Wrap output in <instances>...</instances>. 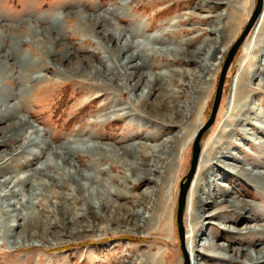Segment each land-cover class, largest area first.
<instances>
[{
    "label": "rangeland",
    "instance_id": "rangeland-1",
    "mask_svg": "<svg viewBox=\"0 0 264 264\" xmlns=\"http://www.w3.org/2000/svg\"><path fill=\"white\" fill-rule=\"evenodd\" d=\"M255 3L256 0H236L237 10L243 12L230 28L221 31L218 38L223 40L221 44L226 49L219 54L215 71L207 75L206 93L203 92L199 99L201 107L193 106L183 119L186 126L178 128L179 133L185 128L183 133L187 129L191 136L200 123L197 132L206 122L222 63ZM211 6L213 4L207 5L204 0H0V51L10 53L8 57L0 55V100H6V108L15 105L17 109L14 115L8 112L5 117L1 109L4 106L0 104V138L4 139H0V153L4 155L0 161V179L9 176L28 178L21 185L18 182L19 194L9 198L13 205H7V200L0 196V264H145L146 261L153 263L154 257L160 264H184L175 214L179 182L189 168L194 138L187 139L183 148L178 147L171 166L161 168L164 173L161 179L146 176L145 181L139 183L129 177L133 172L129 164L143 168L148 159L149 164L156 162V157L145 156L146 148L160 144L177 128L174 126L167 134L169 129L152 121L158 122L161 118L148 114L150 111L133 101L139 97L138 90L118 91L101 75H94V65L104 67L103 60L107 66L114 65L117 57L114 51L109 54L105 50V45L111 43L94 37V30L86 20L87 16L93 19L113 7L117 10L114 17L107 12L111 24L106 27L112 29L115 25L125 29L127 32H122L131 42L142 41L157 49L181 46L193 50L215 37L207 29L224 24L228 18L227 6ZM263 7L264 0L260 14L229 65L215 119L201 137L202 143L212 141V155L206 163L210 167L200 180L201 190L210 194L199 192L193 199L197 202L196 214L204 207V216L201 214L199 220L202 227L197 232L199 237L202 236L201 243L195 246L199 250L198 264H248L247 259H241V262L222 260L215 255L219 253L218 249L201 246L206 239L217 245L230 243L233 248L241 247L254 254V248L249 245L253 235L231 233V230L243 227L246 216H251L254 211L264 212V49L258 47L256 52H251L258 43L264 48V35L259 31L261 24H257ZM222 12L225 20L218 24L216 16ZM178 20L182 24L174 27L171 23ZM181 28L185 32H171ZM131 29L139 34L129 37L127 33ZM155 36L160 40L151 39ZM62 48L71 54L66 63L51 59L46 51ZM137 50L143 56L142 71L155 76L161 83L166 82V87L181 88L177 92L171 90L170 93L175 94L173 101H177L184 91L178 71L185 68L194 74L200 72L196 68L198 62L189 58L176 61L169 52L147 55L143 48ZM60 53L63 52L57 53L58 56ZM249 57L255 64L247 67L246 77L241 67ZM83 58L89 61H81ZM133 62L140 65L142 60ZM162 75L166 76L162 78ZM237 89L240 95L236 99ZM152 90L147 102L155 98V89ZM116 102L118 108L130 103L133 109L129 113L113 111ZM19 118L30 124L17 137L7 141L4 137L7 127ZM31 131L32 135L35 133L32 137L37 143L26 148L23 141ZM97 144L103 146L106 155L95 148ZM58 147L70 149L67 156L72 158L71 165L62 163V159L51 152ZM48 160L60 164L61 169L57 172ZM123 161L128 164L123 165ZM199 161L200 157L197 165ZM42 162L49 168V176L38 171ZM68 169H79L83 176L76 173L69 179L65 174ZM88 174L94 180L89 181ZM148 178L151 181L146 183ZM152 186L157 190L155 195L138 202L139 194ZM215 194H223L221 200H235L236 206L243 205L234 210L236 213H231L228 202L211 203ZM200 200L206 201L207 205L202 206ZM243 207L251 209L244 210ZM221 209L227 211L220 215L237 217V225L218 218H206V214ZM16 211L34 213L32 218L36 217L38 224H33L32 219L25 227H17L16 224L22 222L14 216ZM126 211L146 212L149 218L145 222L136 216L138 213L134 217L140 221V226H146L134 229ZM121 217L127 221L122 223ZM182 224L183 245L188 264H192L194 253L187 244L191 235L187 230L189 221L185 207Z\"/></svg>",
    "mask_w": 264,
    "mask_h": 264
},
{
    "label": "bare ground",
    "instance_id": "bare-ground-1",
    "mask_svg": "<svg viewBox=\"0 0 264 264\" xmlns=\"http://www.w3.org/2000/svg\"><path fill=\"white\" fill-rule=\"evenodd\" d=\"M204 1L207 3V5H208V3L213 4V6H211V8L212 7H218L221 4H223L224 6H227L228 9H225V10L229 11L228 15L226 14L228 18L224 24L219 25V26L216 24V25H214L213 28L207 29L208 32H213L215 34V37L210 38V40H208L209 42L206 41L205 43H202L201 45H199L198 47H196L193 50H188V49L182 48L181 46L173 47V49H171L169 47L164 48V49L158 48L159 49L158 50L155 46L150 45L149 43L144 44V43H142V41H139L137 43L134 41L131 42V40H129L127 38L126 34L122 32L125 29L124 30H122L121 28L119 29L115 25L112 27V29H109L106 27L107 24H111L110 18L108 17V13H110V14L112 13V17H114V13L117 10L116 8H113V7L109 8L106 11V13L108 12L107 14L106 13L98 14L93 19L90 18V16H87L86 21L90 26H92V28L94 30L93 34H95L94 37L101 39V41L103 40V41H106L107 43L108 42L111 43L110 46L105 45L108 48V49L106 48L105 50H107V52L109 54L113 53V51H114V53H116L114 55H116V57H117L114 65H108L107 66L105 63V60H103L104 67H101V65H100V67H98V66H95L94 64H93L94 66L92 67V65H91L92 72L94 73V75H95V73H96V75L97 74L101 75V77L104 78L105 81L112 83L113 86L115 87V89H117L118 91H123L127 88H131L130 91H132V92L134 90H138L139 92L137 94L139 95V97L133 98V101L140 104L142 107L147 109V111H150V112H147L148 114L152 113L151 115L153 117L157 116V117L161 118L160 121H158V122L155 121V119H151L152 121L159 123V125L162 128H165V130L169 129V132L167 134H170V131L172 130V128H174V126H176V128H177V130L175 132H173L171 134V136H166L165 139H162L160 141V144L152 145V146L150 145L146 148V152H145L146 155L145 156L147 157V155H149V156H152V158L156 157V162L155 161L150 162V164H149L147 162V161H149V159H148V160H146V163H145L146 167H143V168L134 166L135 163L129 164L130 167L133 168V172L131 173V176H129V177H131V179L134 182H139L140 180L145 181L144 178H146V176H150L152 178H155L156 180L161 179V177L164 175V173L161 171V168L167 167V166L169 167L173 164V162L175 160L174 158L177 156V155L175 156L177 149L184 146L183 144H185V141L187 139H189V141H191V139L194 138V136L197 133V128L201 124L200 123L195 128V130L192 132L191 136L189 135L187 129L183 133L185 128H183L181 133L178 132V130H179L178 128H180L182 125H185V124H183L184 123L183 119H185L187 117V115L192 110L193 106L196 105L197 108H199L198 106L201 107V103L199 105V99H200L201 95L203 94V92H205V90L207 88L205 86V84L208 83L207 82V75L210 74L212 71H215V69L217 68V65L220 61V57H221V56H219V54L223 53V51L226 49V46L221 44V42L223 40L221 41L218 38L219 35H221V31H223L225 29V27L230 28L231 23L234 22V20L236 21V19H238L239 14L243 12L241 9L237 10V6L235 5L236 0H204ZM203 7H207V6H203ZM116 14H118V12ZM224 15L225 14L222 12L216 16V20L218 17V20H217L218 24L221 23L222 20H225ZM258 23L261 24L260 29H259L260 33L264 35V7H263V11H262V13H261V15L257 21V24ZM171 24H173V26L176 27V26L182 24V22L180 20H178L174 23L172 22ZM168 26H170V25L168 24ZM170 27H172V26H170ZM137 30H139V27ZM137 30H134V29L128 30L127 34L129 35V37H131L135 33L139 34L138 33L139 31H137ZM167 32H169V31H166V33ZM171 32H174V34H179V33L181 34V33L185 32V29H183V28L176 29V30H173ZM151 39L154 41L160 40L159 37H157V36H155L154 38H151ZM154 41H153V43H155ZM98 42H100V41H98ZM259 42H260V40H259ZM38 43L43 45V46L45 45V44H42L41 42H38ZM255 44H257V43L255 42ZM135 46H136V50H134ZM258 47L260 49H264L263 47L261 48V44L258 43L257 46L252 47L251 52H256L255 49ZM99 48H101V47L99 46ZM137 48H143L147 55H149L150 53L152 55H154L156 52H162V53L169 52L171 55L174 56L173 60H176V61L181 60L182 58H189L190 60H193L196 63L198 62V66H196V68L200 72H198L197 74H194L193 72H191V70L189 71L185 68L178 71L179 77H181L180 79L183 80V83L180 82V84H182L184 86V89H183L184 91H183V95H181L180 97L177 98V101H173L172 99H173V97H175V94L170 93V92L172 89H175V88L166 87V82L161 83V82H159L158 79H156L155 76L152 77L153 75H150V73H145L144 71H142L143 66H144V61L142 59L143 56L140 54V52L137 50ZM127 49H130L129 50L130 52H127V54H125L122 57V54L125 53L127 51ZM46 51L48 52L51 59L52 58H53V60L56 59V61L61 60L63 63H66V61L71 59V54H68V50H65V48L55 50V51L46 49ZM60 51H62L63 53L62 54L60 53V56H58L57 53H59ZM1 54L3 56L8 57V55L10 53L8 54V53H6V51H4V52L0 51V55ZM109 54H107V55H109ZM119 56H120V59H119ZM196 58H198L199 61H197ZM252 58H253V55H252ZM252 58L249 57L246 61H244V64L241 67L243 75L246 77H248L247 73H246V69H248L247 67H249L251 64L252 65L255 64L254 60ZM136 59L142 60V63H140V65H138L137 62L136 63L133 62ZM83 60L86 61L88 59L87 58L81 59V61H83ZM113 69L115 70V72H111V70H113ZM0 70H1V68H0ZM89 70H91V69H89ZM140 70L142 72H140ZM82 74L84 75V73H82ZM118 76H120V77H118ZM163 76H166V75H162L161 77L164 78ZM175 76H177V75H175ZM183 78L186 80H184ZM105 83H104V86L107 85ZM152 89H155V94H154L155 98H153L151 102H147L149 96H151L153 94ZM180 90H181V88H176L174 91L177 92ZM236 91L237 92H236L235 96L237 99V97L240 95V91L238 89ZM5 101L6 100H0V104L2 105V107L4 105H6ZM169 104H170V106H169ZM116 106H119L118 102L114 103V105L112 107L113 111L115 110L118 112V111L125 110L126 113L127 112L129 113V111H131L133 109V105H130V103H129V106H125L122 108H118ZM1 109H3L2 114L5 117H6L5 114H8V112L11 113L12 115H14V113H16V111H17L15 105H12L10 108H6V106H4ZM193 113H194V111H193ZM195 119H197V118L195 117ZM28 124H30V123L26 119H22V118L17 119L15 122H13L12 124H10L7 127L8 132L4 137L7 138V141L12 139V138L17 137L19 135V133L23 132V129ZM34 132L36 133V130ZM35 133H33V135ZM33 135H32V131H31L30 135L25 138V140L23 141L24 147L27 148V147L33 146L37 143L34 141L35 137H32ZM0 139L2 140L3 138H0ZM211 143H212V141L210 142V144H208V141H205V143L204 142L202 143V148L200 150V156H199L200 161H199V164L197 165L198 166L197 170H195L196 175L194 173L195 177L193 178L192 183L190 182L191 184L189 185L190 187L188 188L189 190L187 191L186 200H185V202H186L185 215L189 221V226L187 227V230L191 235V239H190V241H187V244H190V247H188V248L190 249L191 252L194 253L191 255V258L193 260V262H191L192 264H198L199 250H196L195 246H199L200 245L199 243H201L200 241H201L202 236L199 237L197 232L199 230H201V227H202V225H200V222H199V220L201 219L200 215L202 214V216H204L203 215L204 207H202V208L200 207L199 213H197V214L195 213L194 209H195V206L197 205V202L194 203L193 199L199 192L206 194V195L210 194V192H205V191L201 190L200 180H201V176L204 175L207 172L206 170L208 169V167H210L206 163H208L209 159H211V155H212ZM95 148L97 150H99L101 153H103V155H106V151H105V149H104V151L102 150L103 146H101V144L100 145L97 144L95 146ZM69 150H70L69 148H67L66 150H63L62 147H58L56 149H52L51 152L54 153L56 156H59L60 159H62L61 161H63L62 163H69L71 165L72 158L67 156V151H69ZM171 150H173L174 152ZM20 151L22 152L24 150H20ZM2 154L3 153H0V161H3L2 159H4V155H2ZM218 155H220V154H218ZM39 158H40V156H39ZM102 158L103 157H101L100 159H102ZM145 159H147V158H145ZM159 160H161V161L158 162ZM198 160H199V158H198ZM216 161H217V158H216ZM95 162H96V160H95ZM47 163L51 164L52 165L51 167L55 168L56 171L61 169V167L59 166L60 164L53 162L52 160H48ZM121 163H123V165L128 164L126 161H123ZM1 165H2V162L0 163V167H1ZM30 165H31V163H30ZM112 165L115 166V164H112ZM212 165H215V163H213ZM27 166H29V164H27ZM47 170H49V168L47 167L45 162H42L40 167H38L39 172H41L43 174H47L49 176V173ZM200 172H201V175L199 177ZM76 173H78L80 176H83V173L79 169L78 170L76 169V171H74V170L71 171L69 169L65 170V174H66L67 178H69V179H73L72 177ZM50 176L53 177L54 174H52ZM252 176H255V175H252ZM88 177H89V174H88ZM89 178H90L89 181H91V179L94 180L92 178V176H90ZM147 180L148 181L146 183H149V181H151L149 178ZM27 181H28L27 177H24L22 179V177L21 178H19V177L14 178V176L3 177L2 179H0V196H3V198L7 200V205H13V203L11 201H9V198L12 195L15 196V194H19L18 193L19 192L18 182H21L20 183V185H21L22 183H25ZM80 184L84 187V185L82 183H80ZM143 184H144V182H143ZM152 184H153V182H152ZM155 191H157V190L153 186L151 188H147L146 191L139 194L138 202H140V200L143 202V201H146V199L147 200L150 199L153 195H155V193H156ZM222 196H224V195L223 194H221V195L215 194L214 200L211 203L217 205L219 202H221L223 204L225 202H228L229 204L227 206L232 208L231 213H236L234 210L236 208L238 209V207L240 209V207L243 205V204H238L236 206V203L234 202L235 200L229 201V200H226V198L221 200ZM200 203L202 204V206L207 205L206 201H204V200H200ZM220 207L223 208L224 206H220ZM6 208H8V207H6ZM225 208H226V206H225ZM242 209L247 210V209H251V207H249V208L243 207ZM215 210H217V209H215ZM226 211H227L226 209L225 210L221 209V211L220 210L219 211H212V212L206 214V218L208 220H210L212 218H218V219H221L222 221L228 222V224L229 223L231 224L232 222H233V224H235L236 222L239 221V219L237 217H235L232 214H229V212H228L229 216H226V217L219 214L220 212H226ZM251 212H253V209ZM126 213H127V211H126ZM135 214H137L136 216H138V218H140V221H143V222H145V220L149 218V216L146 215V212H143L142 214H139V212H136V213H129L128 212L126 217L127 218L131 217V226L134 229H140L142 227H145L146 224H144L143 226H140V224H139L140 221H138L136 219L134 220ZM33 215H34V213L31 214L30 211L29 212L24 211V213L21 211H16V214L14 216H17L18 220H20L22 222L21 224H20V222H18V224H16V226L17 227H25V224L27 225L28 221L31 222V220L33 219L32 218ZM122 220H123L122 223L127 221L124 218H122ZM244 220H245L244 226L234 228L233 230H231V233L232 232L233 233L234 232H240V234H243V235H245L246 233H250L251 235H253V238L249 241V245H250V247L254 248V254L250 253L248 251V249L245 250L244 248H241V247L233 248L231 246L232 244H230V243L227 245H224V244H221V245L218 244L217 245V244H214L212 242L206 241L208 239H206L205 242L201 244V246L205 247L207 249L209 246H210L209 249H218L219 253H217V254L215 253V255L217 257H220L222 260L227 261V262H231V261L241 262V259H247L246 263L248 262V264L264 263V245L260 246L261 244H264V212L254 211V213H252L251 216H246V218ZM32 221H33V224H35V225L38 224L36 221V217ZM248 221H253V223H249ZM246 223H248V224H246ZM235 225H237V224H235ZM10 226H12V225H10ZM258 246H260V247H258ZM228 251H230V253L226 255L225 253H228ZM222 252L224 253V255L221 254ZM243 256H244V258H243ZM145 264H160V263H159L157 257H154L153 263L146 261Z\"/></svg>",
    "mask_w": 264,
    "mask_h": 264
},
{
    "label": "water",
    "instance_id": "water-1",
    "mask_svg": "<svg viewBox=\"0 0 264 264\" xmlns=\"http://www.w3.org/2000/svg\"><path fill=\"white\" fill-rule=\"evenodd\" d=\"M262 6H263V0H256L255 7H254L247 23L245 24L240 35L237 37V39L231 45V47L229 48V50L225 56V59L222 63L221 70H220V73L218 76L216 89H215V93H214V97H213L212 106L210 109L209 116H208L206 122L198 130V132L196 133V135L193 139L189 168H188L186 174L182 177V179L179 182V192H178V197H177L175 218H176L178 235H179V239H180V245H181V249H182L183 255H184V264H188V258H187V255L185 253V249H184V245H183L182 217H183V211H184V207H185V200H186L187 191H188L190 182L193 178V175L195 173L196 167H197V162H198V158H199V154H200V150H201V144H202L201 137H202L203 133L206 131V129H208L211 126V124L213 123V121L215 119V116H216V113H217V110L219 107V103L221 100L223 82H224L227 70L229 68V65L231 64L237 49L243 44V41H244L246 35L248 34L250 28L252 27L256 18L260 14Z\"/></svg>",
    "mask_w": 264,
    "mask_h": 264
}]
</instances>
